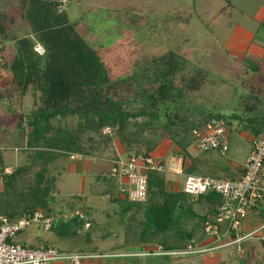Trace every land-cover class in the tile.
<instances>
[{
  "label": "trees",
  "instance_id": "trees-1",
  "mask_svg": "<svg viewBox=\"0 0 264 264\" xmlns=\"http://www.w3.org/2000/svg\"><path fill=\"white\" fill-rule=\"evenodd\" d=\"M67 4L68 0H0V65L12 74V90L9 93L14 92L9 98L16 95L23 98L30 89L35 94L40 93V106L31 113L28 121L31 128L28 135L37 143L36 148L40 149L41 156L50 160L52 156L57 159L60 155L69 159L82 157L96 160L95 154L105 151L115 139L126 149L127 155L123 159L133 154H152L155 148H148L146 152L134 148L145 142L142 134L158 126L169 135L173 134L174 138L179 134L174 132L175 127L183 129L184 134L192 133L193 138L187 142L184 136L178 142L182 149L183 173L223 178L217 174V170L221 169L214 160L203 165L187 150L192 142L195 143L192 132L194 128L213 117L223 118L213 113L206 118L194 116V105L188 101L183 102L185 105L179 104L182 99L192 100L206 88H212V72L201 66L193 67L188 61L181 62L175 52L162 56L150 54L147 47L136 40L137 33H142L138 29L141 27L139 23L148 22L146 15L140 16V11L134 14L128 10H117L105 18L113 21L111 26L106 24L104 31L91 33L86 28L82 32L80 23L70 18ZM17 22L27 24L29 32L20 34L19 28L11 29L10 24ZM120 34L124 35L121 41L118 40L121 39ZM37 45L43 47L42 54L36 50ZM7 93L0 91V113ZM136 101L140 105L137 109L129 107ZM259 103L261 101L254 105L253 100H250L243 107L258 115L263 110ZM163 115L166 117L164 121L161 120ZM69 117L77 118L76 126H61V120ZM141 117H147L148 120L140 124L131 123ZM259 119L264 123V115ZM23 120L20 117L18 127L25 134L27 131L23 127ZM227 124L231 126V123ZM106 128L111 132L105 133ZM255 128L256 139L264 134V124L259 128V122L256 121ZM29 144L25 150L33 149ZM44 161L35 184L30 187L34 200L32 205L21 212H6L0 218L14 220L36 210H79L91 222V228L86 232L90 240L91 230L96 227L92 210L85 204L80 208L75 203L78 200L87 201L86 197L79 195L74 197L73 202L63 200V203L56 205L52 195L57 177L46 176L50 163ZM22 170L17 169L7 175L2 169L0 174H5L2 176L7 179H15ZM95 178L99 182L93 183L96 190L91 194L93 197L101 195V190H97L98 185H106L104 194L111 204L119 208L122 216L133 209L143 212V220L138 223L140 230L132 244L149 250L151 254L146 259L148 264H163L171 260L170 254H154L156 248H162V252L167 253L184 251L189 245L206 247V244L201 245L211 238L210 225H219L220 233L226 231L219 213L224 201L215 192L193 197L184 193L183 188L171 191L166 173L150 172L148 198L138 202L120 194L109 172L99 173ZM201 205L206 207L203 215L197 211ZM257 208L254 207L251 212ZM259 212L263 213L264 220V210ZM195 220L198 225L189 226ZM68 222H58L51 231L62 237L75 235L84 224L78 217ZM263 225L264 222H261L258 228ZM128 227L130 230L131 225ZM235 238L236 233L231 232L227 239ZM212 245L207 244L208 247ZM29 247L39 248L32 245ZM246 252V264H250L249 258L257 250L252 248ZM132 256L136 254L117 258L129 259L128 264H143L141 255Z\"/></svg>",
  "mask_w": 264,
  "mask_h": 264
},
{
  "label": "rangeland",
  "instance_id": "rangeland-1",
  "mask_svg": "<svg viewBox=\"0 0 264 264\" xmlns=\"http://www.w3.org/2000/svg\"><path fill=\"white\" fill-rule=\"evenodd\" d=\"M67 6L70 18L80 23V30L84 32L83 28H86L91 33L104 31L106 24L111 26L113 21L105 18L117 10H128L134 14H139L140 11V16L146 15L148 22L139 23L141 27L138 29H141L142 33H137L136 40L141 41L150 54L162 56L169 52H175L178 53L181 62L188 61V64L193 67L201 66L210 70L214 80L213 87L206 88L192 100L187 99L188 97L187 100L182 99L179 104L185 105L183 102L188 101L190 105H194L192 110L194 116L206 118L213 113L231 123L227 141L230 149L226 154L213 150L200 153L197 151L195 143L192 142L187 150L191 156L198 158L204 165L210 163L209 158L214 157V162L220 169H226L229 167L227 165L240 167L245 162L250 154L251 143L254 141L251 142L248 138L251 136L252 130L250 129L252 127L249 129L248 125H245L252 117L256 118L255 123L258 121L259 126L264 124L263 120L259 119L264 115V83H260L258 80L254 81L255 77L262 78L264 76V72L258 71L264 53V0H68ZM10 27L11 29L19 28L20 34L29 32V27L25 23L17 22L13 25L10 24ZM124 27L126 28L125 25ZM239 28L257 33V41L247 54H243V52L239 54L234 49L236 48L235 42L230 44V47L227 45L229 39L237 33ZM119 36L121 39L118 40L121 41L124 35L120 34ZM258 89L262 90V94L256 92ZM9 90H12V74L0 65V91L6 93L8 91L7 99L1 104L0 113V171L3 169L7 175H10L15 170L23 168L15 179H7L3 177L5 174H0V215L4 217L6 212H21L24 208L32 205L34 200L30 187L35 184L37 175L46 160L50 163L46 176L57 177L55 192L52 195L56 205L63 203V200L73 202L74 197L84 196L87 201L78 200L75 203L81 206L80 208L84 204L87 205L86 207H90L92 217L96 222V227L91 230L90 240L87 239V233L82 228L75 235L62 237L56 232L44 231L37 226H32L17 235L14 242L27 247L31 245L40 246V248L49 247L70 253L96 251V253L125 256L136 254L132 257L141 255L142 263L148 264L146 259L149 256L145 255L148 250L145 249V251L141 246L132 244L136 241L137 231L140 230L138 223L143 220V212L133 209L122 216L119 208L111 204L107 195L104 194L106 185L97 186V190H101L99 191L100 196H90L96 191L93 186V183L99 182L96 178L89 177L91 180L89 190L85 193L81 192L80 178L70 175L64 170V168L67 169L68 157L60 155L57 159L55 156H52L51 160L44 159L40 149L36 148L37 143H34L28 135L31 132L28 121L31 113L40 106L38 102L40 93L35 94L30 89L23 98L19 95L9 98L14 92L9 93ZM257 98L262 100L263 105V110H260L262 113L258 115L255 111L243 107L250 100H253L255 105L258 102ZM138 103L136 101L129 107L137 109L140 106ZM260 111L258 112L260 113ZM20 117L24 119L23 127L27 131L25 134L18 127ZM147 120V117H141L137 121L132 120L131 123L133 125L134 122L140 124ZM161 120H166V117L163 115ZM255 123H252V126H255ZM54 124L56 123L54 122ZM60 124L63 127L66 125L74 127L77 124V118L69 117L61 120ZM173 129L175 133L176 131L179 133L174 138H172L173 134L169 135L161 127L154 126L142 134L145 142L140 146H134V148L141 152H146L148 148H155L152 153L158 161L160 159H165L167 162L171 159L173 161L180 160L182 149L178 142H181L184 136L187 142H191L192 133L184 134L183 129L175 127ZM28 143L33 149H23V147L28 148ZM118 143L120 142L115 139L105 151L95 155L103 157L107 161L114 158L112 154ZM156 145L157 147H154ZM24 155H26V159L23 158ZM7 169L10 172H7ZM59 173H61L60 176ZM184 176L185 174L178 177L177 181L182 182ZM219 176L230 178L224 173V170ZM172 178L175 179L174 175H167V179L171 180ZM112 181L114 182L113 179ZM205 210L204 205L197 207V211L201 215L206 213ZM262 214V212H250L248 217L242 221L237 234L243 236L257 229L261 222H264ZM197 222V220L190 222L189 226H196ZM130 225L131 229L129 230L128 226ZM38 237L40 238L37 239ZM212 241L214 238L211 232V238L209 237L201 246L206 244L205 246L208 247L207 244ZM224 241H228V239L224 238ZM243 246L246 250L252 248L257 250V253L249 258L250 264H264V242L250 239L245 241ZM246 250L238 252L237 246L231 245L192 256L174 255L171 256L170 261L163 264H246ZM154 251L157 252L158 248ZM100 259H107L113 263H129L127 258ZM159 264L162 263L159 262Z\"/></svg>",
  "mask_w": 264,
  "mask_h": 264
},
{
  "label": "built area",
  "instance_id": "built-area-1",
  "mask_svg": "<svg viewBox=\"0 0 264 264\" xmlns=\"http://www.w3.org/2000/svg\"><path fill=\"white\" fill-rule=\"evenodd\" d=\"M39 53L44 49L36 46ZM231 126L223 119L211 118L205 120L203 125L193 129L195 146L198 152L218 151L226 154L229 151L228 133ZM105 133H110L106 128ZM109 164V173L112 178L120 180L119 192L131 201L143 202L148 198V174L150 172L167 173L171 171L182 175V163L171 161L169 165L158 161L153 154H133L127 159L120 157L105 160ZM264 169V134L253 142L251 156L243 165V173L239 179L213 178L200 175H186L183 191L191 196H200L208 192H215L222 196L224 204L219 213L226 221V231L220 233L219 225H210L214 241L213 247L198 248L189 245L184 251L163 253L162 248L154 254L189 255L211 252L231 245L237 246L238 252H244L243 243L250 238L264 240V225L246 235H238L237 230L242 225L251 210L264 201V182L262 171ZM7 172H10L7 169ZM78 217L84 222L83 231L91 228V222L82 211L70 210H36L14 220L0 218V264H55L62 261L67 264H86L100 258L123 257L122 254L102 253H70L61 252L52 248H30L14 242L17 235L25 232L32 226L44 231H51L58 222H68ZM231 232L236 233L235 239L224 241ZM210 243V244H211ZM148 252L145 255H150ZM129 256V255H127Z\"/></svg>",
  "mask_w": 264,
  "mask_h": 264
},
{
  "label": "crops",
  "instance_id": "crops-1",
  "mask_svg": "<svg viewBox=\"0 0 264 264\" xmlns=\"http://www.w3.org/2000/svg\"><path fill=\"white\" fill-rule=\"evenodd\" d=\"M256 41H257V33H255L254 31L253 32H251V31L248 32V30H244L242 28H239L237 33H235V35L233 37H231V39H229L227 45L229 46L230 44L235 42L234 46H236V48H234V49L239 54H241V52H243V54H247V53L250 52L251 47L253 46V44ZM262 55H263V59L261 60V63H260L259 69H258V71L260 73L264 72V53ZM262 78H264V76H262ZM262 78L257 76V77H255L254 81L256 82V80H258V82L264 83V80H262ZM256 92L257 93H261L262 90L258 89V90H256ZM260 100H258V102H260ZM259 104L263 108L264 103L262 105V100H261V103H259ZM249 120H251V121L249 122ZM249 120H248V124H246L245 126L248 125L247 127H249V129H250V127H252L250 129V130H252L251 136H248V138L252 142V140H255L254 131L256 129L255 126H252V123L255 122L256 118L252 117ZM260 127L261 126H259V128ZM229 134H230V131H229L228 135ZM228 138H229V136H228ZM253 142L251 143L250 154H248L246 160L251 155L252 148H253V146H252ZM116 146H117V148H116L115 152L112 154V156H114V158H116V157L125 158V156L127 155V152H126L125 148L120 143H118ZM23 149H25V147H23ZM229 149H230V147H229ZM152 154L154 155V153H152ZM161 154H160V156H162ZM160 156H158V157H160ZM25 157H26V155L23 156V158H25ZM192 157H194V156H192ZM155 158H157V157L155 156ZM95 159L96 160H94L93 158L90 159V158L74 157V158L69 159L67 161V163H66L67 164L66 172L68 174H70V175H75V176H78L80 178V180H81L80 182H82L81 187H80L82 193H85L87 190H89V186L91 185L90 184L91 180H89V177H91V178L93 177L94 178L99 173L103 174V173L109 172V167L110 166H109L108 163H106V161H105V159H103V157H97L96 156ZM214 159H215L214 157L209 158V161L210 160H214ZM159 161L164 162V163L167 162L165 159L164 160L160 159ZM171 161H173V159H171L169 162L165 163V165L168 166ZM176 161L183 164L182 159H180V160L177 159ZM244 163L241 164L240 167L227 165L229 167H227L226 169L217 170V173H219V174L223 173V170H224V173L227 174L230 177L229 179H233V180L239 179L241 177L242 173H243V165H244ZM205 165H206V163H205ZM166 174L167 175H174V177H175V179H173V178L171 180L167 179L168 188L171 191H179V190H181L183 188L185 178H184V180L182 182H180L179 180L177 181V179H179L178 177H181L184 174L179 176V174H175V173H173L171 171H168ZM184 177H186V175ZM112 179L118 185V188H119L120 180L117 179V178H112ZM262 180L264 182V169L262 171ZM92 181H94V180H92ZM90 196L93 197L92 195H90ZM262 210H264V202L260 203V205L255 210V212L259 213L258 211H262ZM223 224L226 225V221H224ZM39 238L40 237H38L37 239H39ZM39 248H40V246H39ZM55 264H67V263L59 261V262H56ZM86 264H90V263H86ZM91 264H125V263L124 262L113 263V262H109L107 259H97V260H94L93 262H91Z\"/></svg>",
  "mask_w": 264,
  "mask_h": 264
}]
</instances>
